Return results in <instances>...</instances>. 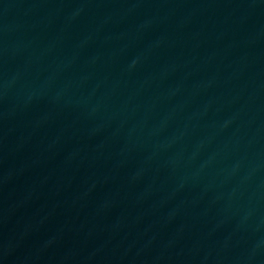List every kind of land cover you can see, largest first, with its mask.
Returning <instances> with one entry per match:
<instances>
[{
  "label": "water",
  "instance_id": "water-1",
  "mask_svg": "<svg viewBox=\"0 0 264 264\" xmlns=\"http://www.w3.org/2000/svg\"><path fill=\"white\" fill-rule=\"evenodd\" d=\"M206 264H264V195Z\"/></svg>",
  "mask_w": 264,
  "mask_h": 264
}]
</instances>
